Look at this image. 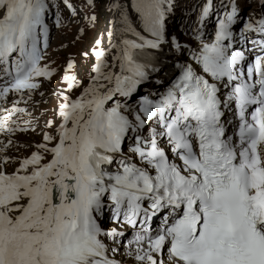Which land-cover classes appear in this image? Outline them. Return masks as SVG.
I'll list each match as a JSON object with an SVG mask.
<instances>
[{"label":"snow or ice","instance_id":"snow-or-ice-1","mask_svg":"<svg viewBox=\"0 0 264 264\" xmlns=\"http://www.w3.org/2000/svg\"><path fill=\"white\" fill-rule=\"evenodd\" d=\"M102 7L0 0V264H264V0Z\"/></svg>","mask_w":264,"mask_h":264},{"label":"rangeland","instance_id":"rangeland-1","mask_svg":"<svg viewBox=\"0 0 264 264\" xmlns=\"http://www.w3.org/2000/svg\"><path fill=\"white\" fill-rule=\"evenodd\" d=\"M73 2L77 5L78 11H80L83 8V0H73ZM194 2L195 0H181L182 12L184 13L185 18L180 19V13L178 12L177 21H176L178 24H188V23H191V21L195 20L196 13L191 12L189 8V6L193 4ZM214 2L218 3V0H214ZM239 2L241 3V7H243V0H239ZM102 4H103V0H98L97 9H96L97 15H98V22L96 24V28L94 30H90L87 32V35L84 38V41L82 44L78 42L76 45H72L71 41L74 38V33L77 28V24L75 23V21L79 20V22L83 24L84 21L80 17L83 15L84 11H87V9H83L82 11H80V16L78 17H71L70 14L67 13V11H65L66 27L63 29H59V30L55 28L52 29L51 47L57 48L60 43H67L69 44V48L67 49V51H71L75 53L79 49L84 47L85 45H90L93 37L100 35L101 31L106 27V18L108 14L104 11ZM242 15L247 16V12H243ZM214 16H215V13H213V15L210 16L208 20L206 21L209 31L213 29V27L211 26L214 25V20H215ZM69 21H72V23H69ZM63 55H64V52L54 53L53 58L59 61ZM53 84H55V81H53ZM45 87L48 88L49 91L51 90V86L45 85ZM46 99L48 100V103L41 104L39 108H46L48 110L46 116H50L52 115V108L55 104V99L48 95ZM39 108L37 109L36 112H34V115H39ZM29 109H31L30 111H32L31 107ZM46 116L42 117V119L46 118ZM20 138L21 139H27V138H37L38 139V137H32L31 135L29 137H20Z\"/></svg>","mask_w":264,"mask_h":264},{"label":"bare ground","instance_id":"bare-ground-1","mask_svg":"<svg viewBox=\"0 0 264 264\" xmlns=\"http://www.w3.org/2000/svg\"><path fill=\"white\" fill-rule=\"evenodd\" d=\"M29 110H31V109H29Z\"/></svg>","mask_w":264,"mask_h":264}]
</instances>
